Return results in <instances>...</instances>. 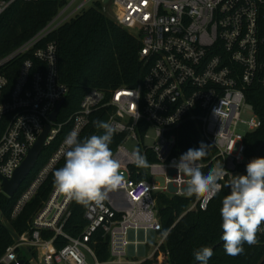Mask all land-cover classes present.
<instances>
[{
    "label": "built area",
    "instance_id": "obj_1",
    "mask_svg": "<svg viewBox=\"0 0 264 264\" xmlns=\"http://www.w3.org/2000/svg\"><path fill=\"white\" fill-rule=\"evenodd\" d=\"M35 1L0 0V18L19 2ZM62 1L63 7L43 30L0 60V195H6L4 180L13 178L48 125L51 131L44 150L67 124L80 137L101 110L108 111L106 123L114 134L122 136L113 154L121 164L124 186L110 192L102 205L88 206V225L78 237L65 231L74 200L54 188L34 216L31 232L17 238L0 264H20L18 250L31 254V264H90L88 257L94 264H142L146 259L139 258L145 257L150 242L155 246L148 259L168 236L162 233L157 196L189 198L182 194L187 177L177 176L171 166L181 156L174 153L186 124H194L208 145L210 157L197 162L202 172L217 162L227 172L218 181L220 191L207 202L192 196L194 201L180 219L187 213L206 211L221 192L230 193L233 176L246 174L245 138L262 126L248 94L256 84L264 88V0ZM96 3L140 39L139 56L146 74L132 88L120 87L109 94L90 90L69 121L52 122L51 114L69 95V88L60 81L58 46L52 36L87 10L88 4ZM18 59L23 61L10 88L7 73ZM64 140L21 194L12 218L21 214L64 158ZM131 142L132 150L128 148ZM137 149L146 156L148 168L131 162ZM230 160L234 171L228 168ZM143 174L146 178L139 179ZM157 177L164 178V186ZM99 231L108 239L110 257L106 261L99 260L92 246ZM45 232H53L54 237L44 239ZM257 234L258 242L264 244V227ZM58 239L66 243L61 249L56 247Z\"/></svg>",
    "mask_w": 264,
    "mask_h": 264
},
{
    "label": "trees",
    "instance_id": "obj_2",
    "mask_svg": "<svg viewBox=\"0 0 264 264\" xmlns=\"http://www.w3.org/2000/svg\"><path fill=\"white\" fill-rule=\"evenodd\" d=\"M62 0H38L35 2H19L0 18V60L10 55L26 41L43 30L63 7ZM101 3L85 10L70 22L60 27L52 39L56 41L59 52L60 81L69 88V95L60 112L58 122L63 123L79 110L84 96L93 89L106 94L120 87H135L144 75L146 68L140 60L141 42L131 31L120 27L108 14L103 12ZM264 61V55H263ZM23 59H18L10 67L7 75L10 88L17 78V72ZM248 101L254 106L255 113L262 122L260 129L249 133L245 138L247 146V163L254 158L264 157V88L259 84L249 91ZM108 111L101 110L91 118V124L83 131L79 139L91 135H102L104 130L97 129L94 121L107 122ZM72 128L67 124L56 141L43 150L35 168L31 171L20 190L13 198L0 195V258L12 247L17 238L31 232V222L36 213L43 207L54 190V172L63 167L65 157L55 167L37 194L24 207L17 218H12L14 207L21 194L29 187L39 171L47 164ZM122 142V136L113 133L109 145L114 152ZM202 140L194 124H186L180 131L179 146L175 155H182L189 148H199ZM205 144V143H204ZM210 157L209 149L202 161ZM247 165V164H246ZM246 169V166H245ZM209 171V170H208ZM204 172L205 174L208 173ZM146 175L139 179H145ZM229 192H221L209 205L206 211L187 213L194 201L193 197L157 196L158 210L162 222V233L168 232L164 244L155 252L153 258L142 264H200L194 258V252L201 247L213 249L214 255L208 264H264V244H244V251L237 256L225 253L222 236V218L220 209L223 198ZM88 206L77 202L71 205V216L65 231L72 237L80 236L88 225L85 212ZM2 218L6 222L2 221ZM54 237L53 232L43 233L44 239ZM95 249L100 261L110 257L108 239L99 231L94 238ZM63 239L56 241V247L65 246ZM19 257L26 264H31V254L18 250ZM35 255V254H32Z\"/></svg>",
    "mask_w": 264,
    "mask_h": 264
},
{
    "label": "clouds",
    "instance_id": "obj_3",
    "mask_svg": "<svg viewBox=\"0 0 264 264\" xmlns=\"http://www.w3.org/2000/svg\"><path fill=\"white\" fill-rule=\"evenodd\" d=\"M93 123L97 129L104 130L103 134L81 140L77 130L71 131L61 149L65 163L54 172L56 190L86 207L102 205L110 192L124 186V177L119 172L121 164L109 147L114 128L100 120ZM207 148L208 145L201 142L199 148H189L171 165L176 168L177 176L187 177L186 191L182 194L205 202L220 191L218 181L224 179L227 172L220 162L207 174L202 172L197 162L206 156ZM130 159L137 167L150 166L138 149ZM229 187L230 193L223 198L220 209L221 240L225 253L234 257L243 253L245 243L255 245L257 233L264 227V157L251 159L246 165V174L233 176ZM167 235L165 231L164 236ZM213 255V249L208 246L194 252L200 264H208Z\"/></svg>",
    "mask_w": 264,
    "mask_h": 264
},
{
    "label": "water",
    "instance_id": "obj_4",
    "mask_svg": "<svg viewBox=\"0 0 264 264\" xmlns=\"http://www.w3.org/2000/svg\"><path fill=\"white\" fill-rule=\"evenodd\" d=\"M64 103L65 100H62L57 106L56 110L51 114L50 119L52 122H57L58 116L60 114L62 107L64 106ZM50 131H51V127L48 125L45 128V131L40 136L36 145L30 150L27 158L25 159L21 167L15 172L13 178L10 180H4L3 183L4 193L9 198H13L16 195V193L20 190L25 180L30 175L31 171L35 168L37 161L44 150L45 142L49 136ZM228 168L230 171L235 170V165L233 164L232 160L229 161ZM20 264H26V263L24 260H21Z\"/></svg>",
    "mask_w": 264,
    "mask_h": 264
},
{
    "label": "rangeland",
    "instance_id": "obj_5",
    "mask_svg": "<svg viewBox=\"0 0 264 264\" xmlns=\"http://www.w3.org/2000/svg\"><path fill=\"white\" fill-rule=\"evenodd\" d=\"M92 7V4H88L87 6H86V9H90ZM111 13L109 14L108 13V16L111 18ZM248 118H250V115H248L247 116ZM245 128H241V132H245ZM150 134L152 135V136H154V131H150ZM152 142L150 141V142H148V144H151ZM128 148L129 149H134V143L133 142H131V143H129L128 144ZM123 175H125L124 173H122ZM156 181L161 185V186H164L165 185V182H164V178L163 177H157L156 178ZM2 221L3 222H6V220L4 219V218H2ZM154 246H155V244L154 243H151L150 242V244L147 246V248H146V255H145V257H141V258H139V259H146V260H149L148 259V257L151 255V253L153 252V249H154ZM36 256V255H35ZM36 259H37V256L35 257ZM145 260V261H146ZM151 260V259H150ZM88 261H89V263L90 264H94V261L90 258V257H88Z\"/></svg>",
    "mask_w": 264,
    "mask_h": 264
}]
</instances>
